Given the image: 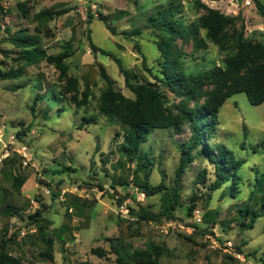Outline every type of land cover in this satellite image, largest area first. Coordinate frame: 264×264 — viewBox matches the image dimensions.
Returning a JSON list of instances; mask_svg holds the SVG:
<instances>
[{
  "label": "rangeland",
  "instance_id": "1",
  "mask_svg": "<svg viewBox=\"0 0 264 264\" xmlns=\"http://www.w3.org/2000/svg\"><path fill=\"white\" fill-rule=\"evenodd\" d=\"M259 1L264 6V0ZM0 2V155L7 150L11 162L3 163L0 176V253L23 264H53L41 257L50 250L55 264H117L115 255L99 258L91 251L97 247L110 251L108 239L120 237L130 254H149L157 248L158 264H264V217L252 230L242 232L239 226L240 210L247 205L259 208L263 196L253 190L259 187L258 180L264 185V104L252 106L246 94L239 93L226 101L218 115V131L209 145L214 152L218 146L225 147L235 160H245L238 177L211 191L215 164L202 154L182 177L173 217L138 225L135 214L140 206L159 214L175 203V172L181 144L191 138L190 123L153 130L140 150L143 159L153 163L138 174V160L129 163L119 149L128 127L100 110L107 89L100 65L117 92L130 99L135 95L115 61L94 52L87 39L90 33L96 46L120 57L134 85L158 84L155 76H161L162 57L158 38L147 27L151 15L172 2L191 24L199 23L210 8L237 18L228 29L229 37L244 33L249 41L264 44V17L255 0H240V4L235 0ZM45 10L54 15L38 17ZM137 29L140 35L123 34ZM198 37L205 40L204 47H198L195 36L176 41L186 72L223 67L232 48L216 45L207 39L205 30ZM25 41L34 45L25 48ZM136 45L147 58V69ZM34 48L41 49L42 56L71 52L65 74L40 57L30 63L18 61L25 50ZM18 69L21 76L2 77ZM164 94L166 105L175 109L180 99L170 92ZM91 118L96 123L83 128L82 123ZM24 146L31 151L28 165L19 154ZM20 175L26 180L22 190L15 189L17 184L12 187ZM203 177L205 183H201ZM161 182L166 186L162 193L144 196L141 186ZM194 195L200 198L190 215ZM38 210L43 218L34 222L31 216ZM195 217L202 222L197 223Z\"/></svg>",
  "mask_w": 264,
  "mask_h": 264
},
{
  "label": "trees",
  "instance_id": "2",
  "mask_svg": "<svg viewBox=\"0 0 264 264\" xmlns=\"http://www.w3.org/2000/svg\"><path fill=\"white\" fill-rule=\"evenodd\" d=\"M240 4V0H236ZM260 14L264 17V6L259 0H255ZM179 6L170 3L168 8L157 11L151 15L147 27L152 29L158 38L157 46L162 59L159 62L161 66V76H155L158 84H140L134 85L131 82L129 71L125 68L120 57L112 52L100 49L93 42L90 33L87 39L90 48L94 52H100L104 56L112 58L119 67L120 73L124 76L127 87L135 95V99L125 97L123 94L114 89V83L104 66L100 65L101 75L107 83V89L101 97V112L110 120H119L128 127L124 134L123 142L120 145V152L123 158L129 163H134L136 159V172L141 173L148 165H152L151 160H144L140 155V150L144 144L149 141V136L155 129H167L177 124L185 122L190 123L191 138L190 141L181 144L182 154L180 163L175 172L174 190L175 203L169 209L162 213H154L144 206H140L135 214V220L138 225L143 222H161V217H173L176 204L179 202V189L182 177L189 165L200 155H206L207 159L215 164V180L210 184L211 191H217L221 187L232 181L237 176L238 170L244 165L245 160H235L231 151L225 147L218 146V152H214L209 141L216 137L218 131V115L226 101L232 96L245 93L249 103L252 106L264 104V44L253 43L245 38L244 33H238L235 37H229L228 29L234 26L237 18L226 17L219 11L206 8L207 13L200 18L199 23H187L184 17L180 16ZM54 14L45 10L38 17H52ZM90 19L94 17L89 15ZM104 21V19H101ZM107 29L116 35V29L110 25ZM205 30L207 39L220 47H231V54L224 60L223 67H214L198 74H188L184 64L180 61V55L177 52L176 41L178 39L196 38L198 47L205 46V40L199 38L200 31ZM129 37L140 35L141 30L124 32ZM24 47H30L34 44L25 41ZM138 53L142 56V65L147 69V58L142 53L141 47L136 45ZM44 52L39 48L25 50L18 61L28 63L40 57L46 59L50 64H54L65 74V61L71 56V52L66 51L57 56H42ZM149 70V69H148ZM21 70L3 74L4 79H11L21 76ZM75 88V86H74ZM165 92H170L180 99L175 109L167 106ZM89 96L84 94V103H87ZM37 100V99H36ZM35 100V101H36ZM34 109V108H33ZM177 111V112H176ZM87 121V122H86ZM82 123L84 128L87 125L95 124L96 119H86ZM201 148V152L195 151ZM8 160H5L7 166ZM70 170V168H68ZM25 178L20 176L17 179L16 189L20 190L25 183ZM164 181V179L162 180ZM205 177L201 183H205ZM259 187L253 190V193H263L259 200L260 207L254 209L247 205L245 210H240L241 220L239 223L242 232L254 229L256 221L264 217V185L258 180ZM263 187V189H262ZM141 191L145 196L152 197L162 193L166 186L164 183L157 186H141ZM144 188V189H143ZM199 196L192 197V204L188 208L190 215L197 208ZM11 207V206H10ZM14 208V207H12ZM42 212L38 210L35 215L31 216L32 221L39 222L42 220ZM191 241V238H188ZM49 241V240H48ZM111 250L97 247L92 249V254L99 258H105L108 254L116 257L117 264H158L160 252L154 248L152 253L135 251L130 254L125 250L123 241L120 237L109 238ZM50 243V241H49ZM41 257L50 260L55 264L54 256L49 251L41 253ZM0 264H23L20 260L0 253ZM82 264H91L84 262Z\"/></svg>",
  "mask_w": 264,
  "mask_h": 264
},
{
  "label": "built area",
  "instance_id": "3",
  "mask_svg": "<svg viewBox=\"0 0 264 264\" xmlns=\"http://www.w3.org/2000/svg\"><path fill=\"white\" fill-rule=\"evenodd\" d=\"M2 141V140H1ZM3 143V142H2ZM4 146V144H2ZM5 147V146H4ZM7 149V146L6 148ZM19 154L22 156L23 160H24V164L28 165V163L31 161L32 157H31V151H30V147L29 146H24L20 151ZM9 154L7 152V150L2 153L0 155V176L2 175V165L5 162L6 159H8ZM145 196V195H144ZM196 222L197 223H201L202 219L200 217H195ZM22 235L24 236L25 233H22ZM230 244V243H229Z\"/></svg>",
  "mask_w": 264,
  "mask_h": 264
},
{
  "label": "crops",
  "instance_id": "4",
  "mask_svg": "<svg viewBox=\"0 0 264 264\" xmlns=\"http://www.w3.org/2000/svg\"><path fill=\"white\" fill-rule=\"evenodd\" d=\"M1 1V0H0ZM0 4H2L1 2H0ZM0 10H1V8H0ZM8 163H11V162H8ZM21 176V175H20ZM20 176H16V178L14 179V182H13V184H12V187L14 188V187H16V186H14L15 184H17V179H19V177ZM25 184H26V181H25V183H24V185L21 187V189L20 190H22L24 187H25ZM16 189V188H15ZM54 231V230H53Z\"/></svg>",
  "mask_w": 264,
  "mask_h": 264
},
{
  "label": "water",
  "instance_id": "5",
  "mask_svg": "<svg viewBox=\"0 0 264 264\" xmlns=\"http://www.w3.org/2000/svg\"><path fill=\"white\" fill-rule=\"evenodd\" d=\"M235 2L237 3V1L235 0Z\"/></svg>",
  "mask_w": 264,
  "mask_h": 264
}]
</instances>
